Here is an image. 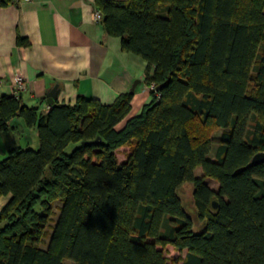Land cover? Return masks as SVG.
Instances as JSON below:
<instances>
[{"label":"trees","instance_id":"trees-1","mask_svg":"<svg viewBox=\"0 0 264 264\" xmlns=\"http://www.w3.org/2000/svg\"><path fill=\"white\" fill-rule=\"evenodd\" d=\"M94 4L105 33L146 61L150 101L116 129L130 92L46 113L0 96V134L18 117L38 141L0 159V264H170L167 245L185 251L181 264H264V161L252 163L264 153V0ZM186 182L199 232L178 195Z\"/></svg>","mask_w":264,"mask_h":264},{"label":"crops","instance_id":"crops-1","mask_svg":"<svg viewBox=\"0 0 264 264\" xmlns=\"http://www.w3.org/2000/svg\"><path fill=\"white\" fill-rule=\"evenodd\" d=\"M95 10L94 0H0V96L15 95L13 79L20 76L26 83L18 94L20 102L46 113L44 96L54 85L59 88L54 104L72 105L80 95L111 105L138 80L130 110L116 129L137 115L150 101L146 61L122 51L120 38L107 35L102 20L93 19ZM17 38L28 44H18ZM1 134L10 136L6 151L33 142L38 147L35 128L24 127L18 117ZM20 135L25 140L18 139ZM8 198L0 196V210Z\"/></svg>","mask_w":264,"mask_h":264},{"label":"rangeland","instance_id":"rangeland-1","mask_svg":"<svg viewBox=\"0 0 264 264\" xmlns=\"http://www.w3.org/2000/svg\"><path fill=\"white\" fill-rule=\"evenodd\" d=\"M220 133H221V130H219V129L218 130H214L212 132V137L214 138L215 142L212 145V151H211V154H210L211 157L214 155V151H215V148H216V145H217L216 141H217L218 137L220 136ZM1 135H0V152L4 153L6 151V145H5L6 144V140H7V138H10V136L9 135L2 136L3 137L2 138ZM22 138H24V135H20L18 139H22ZM25 138H24V140H25ZM22 142H24V141H22ZM31 144L32 145H30V147L32 146L31 148H34L35 142H33ZM22 146L25 147L26 145L23 144ZM73 146H75V145L71 144L68 147L67 150L69 151ZM127 152H128V148L127 147H121L117 151L118 159L122 160ZM5 154H6V152L4 153L2 158L5 156ZM194 174H195V176H201V174H202L201 168H196L194 170ZM206 181L208 182L210 187H212V188L217 187V183L215 181H213L211 179H206ZM192 190H193V185L190 182H186L179 188L178 195L181 198V201H182V204H183V207H184L185 211L187 212V214L191 217V219L193 221V231L194 232H199V231L202 230L203 224H202V222H200L197 219V216H196V213H195V209H194V205H193V199H192ZM59 205H60L59 202H56L53 205L54 213H53V216H52V220L49 222L48 226L46 227L45 233L43 234L41 242L39 244V246L41 248H45L47 243H48V241H49V236H50L51 229H52L51 227L54 225V221L57 218V214H58L57 206H59ZM163 253H164V256L167 259V262L170 263V264H181L182 260H183V258L185 256V251L179 252V251H177L176 249L172 248L169 245H167L163 249ZM63 263L64 264H73V262L68 260V259H65L63 261Z\"/></svg>","mask_w":264,"mask_h":264},{"label":"water","instance_id":"water-1","mask_svg":"<svg viewBox=\"0 0 264 264\" xmlns=\"http://www.w3.org/2000/svg\"><path fill=\"white\" fill-rule=\"evenodd\" d=\"M137 84H138V80H135L131 86L130 93L134 92ZM58 93H59V88L57 85H54L44 96L46 103L49 105H53L55 99L57 98ZM99 142H100V139L97 138L96 140L91 141L90 143L94 144V143H99ZM262 161H264V153H262V152H258L252 157V163L253 164H257V163H260ZM213 207L214 208L216 207L215 203H213Z\"/></svg>","mask_w":264,"mask_h":264},{"label":"built area","instance_id":"built-area-1","mask_svg":"<svg viewBox=\"0 0 264 264\" xmlns=\"http://www.w3.org/2000/svg\"><path fill=\"white\" fill-rule=\"evenodd\" d=\"M25 1H28V0H25ZM93 19L95 21L102 20V14L98 10H95L94 13H93ZM1 84H2V81L0 80V85ZM13 84H14V94L15 95H18L21 91H23L26 88V83L22 79V77H20V76H17V77H15L13 79ZM147 89L149 91L153 90L154 89V84L151 83V84L147 85Z\"/></svg>","mask_w":264,"mask_h":264}]
</instances>
